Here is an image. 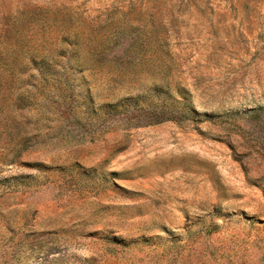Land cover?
<instances>
[{
    "label": "rangeland",
    "instance_id": "1",
    "mask_svg": "<svg viewBox=\"0 0 264 264\" xmlns=\"http://www.w3.org/2000/svg\"><path fill=\"white\" fill-rule=\"evenodd\" d=\"M0 264H264V0H0Z\"/></svg>",
    "mask_w": 264,
    "mask_h": 264
}]
</instances>
